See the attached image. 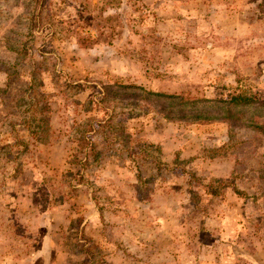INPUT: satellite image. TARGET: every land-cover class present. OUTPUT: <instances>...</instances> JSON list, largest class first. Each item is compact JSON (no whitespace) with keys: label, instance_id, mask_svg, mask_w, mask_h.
I'll use <instances>...</instances> for the list:
<instances>
[{"label":"rangeland","instance_id":"1","mask_svg":"<svg viewBox=\"0 0 264 264\" xmlns=\"http://www.w3.org/2000/svg\"><path fill=\"white\" fill-rule=\"evenodd\" d=\"M0 264H264V0H0Z\"/></svg>","mask_w":264,"mask_h":264},{"label":"trees","instance_id":"2","mask_svg":"<svg viewBox=\"0 0 264 264\" xmlns=\"http://www.w3.org/2000/svg\"><path fill=\"white\" fill-rule=\"evenodd\" d=\"M37 1H40V0H37ZM14 51H18V49H13ZM114 86H117L116 88ZM108 85L105 88V93L104 95L102 96L101 98V101L100 102H107L108 100H111V97H117V96H112V94L114 95H121V96H118L119 98H122V99H127V100H131V99H134V98H141L142 97V92H135L137 90H143L141 88H138L136 86H130V85H121V84H118V85ZM117 89V90H116ZM129 89H135V91H130ZM129 91L128 95L126 94L127 92ZM148 96L151 98V97H155L158 99V105H159V108L161 109V112L164 113L166 110H172V108H170V102L169 100H164L167 99V98H170L172 97V95H166L164 93H159V92H152V93H148ZM241 96L239 97V95L236 97V99H240ZM116 99V98H114ZM167 102V103H166ZM170 108V109H169ZM168 113H164L166 114V118H171V111H167ZM198 114L200 113H195V117L196 119L202 117V115H199L200 117H198ZM202 118H210V117H202ZM259 126V125H258ZM90 127H93L94 128V125H90ZM88 143V147L90 149V151H86V154H87V159L84 161L85 163L84 164H89V157H95V158H98L97 155H99V152L97 151V148L94 144H90L89 145V142L88 140L86 139V137L83 135V136H80L78 138V143L79 145L81 146L82 143ZM84 146V145H83ZM82 162V161H81Z\"/></svg>","mask_w":264,"mask_h":264}]
</instances>
